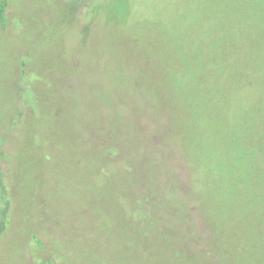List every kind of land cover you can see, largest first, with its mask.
Masks as SVG:
<instances>
[{
  "label": "rangeland",
  "instance_id": "1",
  "mask_svg": "<svg viewBox=\"0 0 264 264\" xmlns=\"http://www.w3.org/2000/svg\"><path fill=\"white\" fill-rule=\"evenodd\" d=\"M2 2L0 264H264V0Z\"/></svg>",
  "mask_w": 264,
  "mask_h": 264
},
{
  "label": "trees",
  "instance_id": "2",
  "mask_svg": "<svg viewBox=\"0 0 264 264\" xmlns=\"http://www.w3.org/2000/svg\"><path fill=\"white\" fill-rule=\"evenodd\" d=\"M4 8L5 4L2 2L0 3V23L3 24L4 22ZM149 117L153 121H158L157 117H155L153 114H150ZM157 123V122H156ZM260 147V144L256 143L253 147L247 146V145H239L237 143L236 149L233 151L234 158L232 159L233 163L237 165V168H233V166L229 165V167L226 168V173L230 176H228L227 181H224L221 183V191H225L227 193H236L240 200L243 202H249L253 203V194L256 190H264V147ZM255 147V150H254ZM133 166V165H132ZM132 166H130V170L132 169ZM238 169V171H237ZM225 180V178H224ZM153 185V183L151 184ZM152 188V187H151ZM147 189V188H146ZM149 191V190H148ZM147 193H140L139 199L142 200V203L144 204L142 209L140 211L143 212V217H145V214L147 215L148 209L150 206V202L152 199V195H154L156 200L153 199L154 204L157 206V211L163 216L161 219L159 217H152L147 218L145 223H148V227L159 225L160 227L164 229L166 221H168L167 216H165L164 207L166 205H169L168 201H162L161 195H157L156 192L151 190V192ZM157 195V196H156ZM159 199L157 200V198ZM183 197V196H182ZM159 201V203H158ZM179 202L183 203L181 200ZM135 201H132V204H134ZM179 203V206L183 205V210L186 212L187 219L193 224V227H196L193 231L195 235L198 233V229L202 225H208L207 217L204 214V210L197 205L196 202H192L191 204H181ZM137 204V203H136ZM137 207V206H136ZM162 211L164 213H162ZM164 224V225H162ZM151 229V228H150ZM165 231V230H164ZM197 231V232H195ZM192 233V232H191ZM211 238V235H209ZM214 237V236H213ZM212 237V238H213ZM212 243H214V239L211 240Z\"/></svg>",
  "mask_w": 264,
  "mask_h": 264
}]
</instances>
